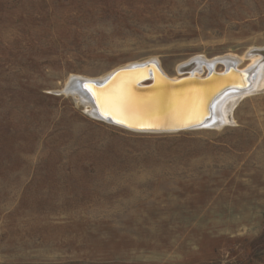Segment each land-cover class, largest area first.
<instances>
[{
  "label": "rangeland",
  "instance_id": "374dc122",
  "mask_svg": "<svg viewBox=\"0 0 264 264\" xmlns=\"http://www.w3.org/2000/svg\"><path fill=\"white\" fill-rule=\"evenodd\" d=\"M262 49L264 0H0V264H264V90L164 133L66 92Z\"/></svg>",
  "mask_w": 264,
  "mask_h": 264
},
{
  "label": "bare ground",
  "instance_id": "6f19581e",
  "mask_svg": "<svg viewBox=\"0 0 264 264\" xmlns=\"http://www.w3.org/2000/svg\"><path fill=\"white\" fill-rule=\"evenodd\" d=\"M234 56L235 55L222 58L221 61L225 70L229 67H233L239 72L248 74L250 83L243 89H227L217 95L210 104L211 115L206 121V125L218 128L232 123L234 117L233 113L238 103L245 96L264 90V49L258 50L257 52H254V50L249 51L246 57H249L250 63L244 68L238 66L242 61V57L237 58ZM148 62L149 61L141 64H146ZM155 64L161 72L171 80H177L186 76L201 78L208 74L206 72L204 73L205 69H207L208 72L213 71L215 73H224L225 71H216L214 69V62L206 64L204 61L196 58L183 64V66L177 70V76H169L158 63L155 62ZM137 65L139 64H132L126 67ZM142 77V71L128 72L107 88L109 89L108 91H106L107 89L96 91L100 93L101 102L104 107L129 122L152 123L179 114H184L188 112V109L195 115V111H198L199 107H202L203 103L213 96L212 94L216 90L215 87L223 84L225 80L229 79L231 83H240L239 80L236 81L233 77H225L222 79H211L206 83H184L173 87L164 84L157 78L152 88L143 91L138 89L136 87L137 84H135L136 80ZM86 78L87 77L79 79L72 77L70 81L67 82L66 92L71 93L84 105L88 106L87 110L89 113H94L95 108L93 104L88 99L86 92L80 87L82 81L88 80ZM94 81L100 83L103 81V78Z\"/></svg>",
  "mask_w": 264,
  "mask_h": 264
},
{
  "label": "water",
  "instance_id": "95a60500",
  "mask_svg": "<svg viewBox=\"0 0 264 264\" xmlns=\"http://www.w3.org/2000/svg\"><path fill=\"white\" fill-rule=\"evenodd\" d=\"M142 71L143 77L139 80H136L135 84L138 89L143 91L152 88L155 85L156 79L158 78L164 84L169 86L182 85L184 83H206L211 79L215 78H225L233 77L234 80H239V82H230L225 80L223 84L215 87V92L212 94L211 98L208 101H205L202 107H199L198 111H195V115L189 111L184 114H179L168 119H162L161 121L156 122H146V123H134L129 122L115 113L108 110L101 102V95L97 93L98 90H106L114 82H117L122 75H126L128 72ZM73 80V79H72ZM250 81L248 74L239 72L233 67H229L224 71V73H215L213 71L208 72L204 77L197 78L193 76L182 77L177 80H171L167 78L161 70L157 67L154 61H149L146 64H139L137 66L122 67L110 73L108 76L103 78L102 82H95L94 80L82 81L80 87L84 90L88 96V99L93 104L95 111L91 113L97 119L109 122L113 125L122 127L124 129L134 131V132H149V133H164V132H177L187 129H195L199 127L208 126L206 121L210 118L211 115V106L212 101L219 95L221 92L227 89H243L249 85ZM107 89L106 91H108ZM102 94V93H101ZM209 96V97H210ZM208 97V98H209Z\"/></svg>",
  "mask_w": 264,
  "mask_h": 264
}]
</instances>
